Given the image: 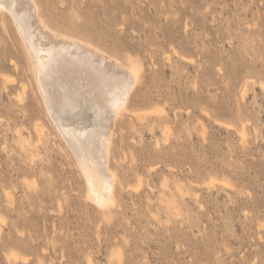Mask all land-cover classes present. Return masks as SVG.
Listing matches in <instances>:
<instances>
[{
	"label": "rangeland",
	"instance_id": "rangeland-1",
	"mask_svg": "<svg viewBox=\"0 0 264 264\" xmlns=\"http://www.w3.org/2000/svg\"><path fill=\"white\" fill-rule=\"evenodd\" d=\"M35 2L59 35L143 71L111 122L102 210L5 11L0 264H264V0Z\"/></svg>",
	"mask_w": 264,
	"mask_h": 264
},
{
	"label": "bare ground",
	"instance_id": "bare-ground-1",
	"mask_svg": "<svg viewBox=\"0 0 264 264\" xmlns=\"http://www.w3.org/2000/svg\"><path fill=\"white\" fill-rule=\"evenodd\" d=\"M38 7L35 0H0V24H6L8 11L32 60L45 109L84 175L88 198L107 210L115 204L117 192V176L109 165L111 122L129 111L143 69L137 62L124 65L91 44L59 35ZM241 133L243 139L246 133Z\"/></svg>",
	"mask_w": 264,
	"mask_h": 264
}]
</instances>
